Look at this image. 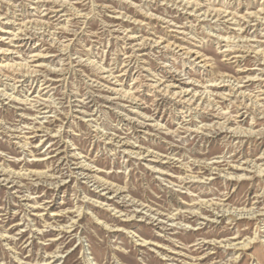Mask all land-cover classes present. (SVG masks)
I'll return each mask as SVG.
<instances>
[{"label": "rangeland", "instance_id": "374dc122", "mask_svg": "<svg viewBox=\"0 0 264 264\" xmlns=\"http://www.w3.org/2000/svg\"><path fill=\"white\" fill-rule=\"evenodd\" d=\"M1 65L0 264H264V0H0Z\"/></svg>", "mask_w": 264, "mask_h": 264}, {"label": "bare ground", "instance_id": "6f19581e", "mask_svg": "<svg viewBox=\"0 0 264 264\" xmlns=\"http://www.w3.org/2000/svg\"><path fill=\"white\" fill-rule=\"evenodd\" d=\"M177 4V3H176ZM185 6V5H184ZM191 6V5H190ZM214 11H216V16L218 17V16H222L223 14H224V16H223V18H226V17H229V16H231L232 14H226L225 13V11H222L223 13H218V11L220 12L221 10H214ZM215 13V12H214ZM235 17L236 16H234L233 15V17L231 18V19H235ZM237 18V17H236ZM142 46V45H141ZM131 60V59H130ZM9 65V64H8ZM8 65H1V68H0V70L2 71L3 69H5V68H7L8 67ZM20 64H18V66H19ZM22 65V64H21ZM110 71V70H109ZM112 73V72H111ZM29 75V74H28ZM233 84V83H232ZM225 85H229V84H225ZM232 86H234V87H232V89L233 90H235V93L238 91L239 92V87L237 88V86L238 85H232ZM172 87V84L171 85H168L167 87H166V91H170V88ZM177 87V86H176ZM184 88V87H183ZM189 90L190 89H183L179 94H178V91L177 92H175L174 93V95H179V96H181L182 97V99L183 98H185L186 97V95H188L187 93L189 92ZM233 92V91H232ZM129 93V91L127 92V94ZM240 96L241 97H245L244 96V92H242V91H240ZM235 96H236V94H235ZM195 97V96H194ZM188 98V97H187ZM188 101H191V99H189ZM259 105V104H258ZM200 106V105H199ZM224 126V125H223ZM223 129V128H222ZM235 132V131H234ZM136 153V152H135ZM248 171V170H247ZM248 245V243H246V244H243L242 246L243 247H246ZM247 248V247H246Z\"/></svg>", "mask_w": 264, "mask_h": 264}]
</instances>
